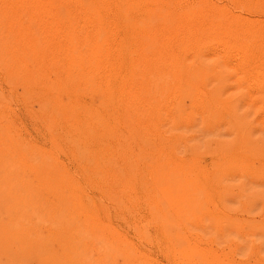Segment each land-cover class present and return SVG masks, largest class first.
I'll use <instances>...</instances> for the list:
<instances>
[{"label":"rangeland","instance_id":"obj_1","mask_svg":"<svg viewBox=\"0 0 264 264\" xmlns=\"http://www.w3.org/2000/svg\"><path fill=\"white\" fill-rule=\"evenodd\" d=\"M0 264H264V0H0Z\"/></svg>","mask_w":264,"mask_h":264},{"label":"bare ground","instance_id":"obj_2","mask_svg":"<svg viewBox=\"0 0 264 264\" xmlns=\"http://www.w3.org/2000/svg\"><path fill=\"white\" fill-rule=\"evenodd\" d=\"M233 34V33H232Z\"/></svg>","mask_w":264,"mask_h":264}]
</instances>
